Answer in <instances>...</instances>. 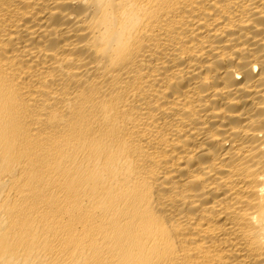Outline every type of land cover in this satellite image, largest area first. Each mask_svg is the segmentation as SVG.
Here are the masks:
<instances>
[{
	"label": "bare ground",
	"instance_id": "1",
	"mask_svg": "<svg viewBox=\"0 0 264 264\" xmlns=\"http://www.w3.org/2000/svg\"><path fill=\"white\" fill-rule=\"evenodd\" d=\"M0 264H264V0H0Z\"/></svg>",
	"mask_w": 264,
	"mask_h": 264
}]
</instances>
